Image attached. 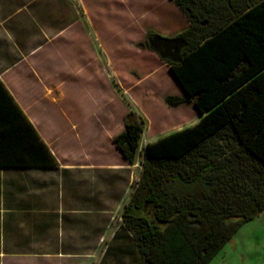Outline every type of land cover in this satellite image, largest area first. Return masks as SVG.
Listing matches in <instances>:
<instances>
[{
  "label": "trees",
  "instance_id": "obj_1",
  "mask_svg": "<svg viewBox=\"0 0 264 264\" xmlns=\"http://www.w3.org/2000/svg\"><path fill=\"white\" fill-rule=\"evenodd\" d=\"M188 27L148 30L155 53L182 87L169 106L191 104L192 125L146 143L120 214L148 264H208L239 227L264 210V0H173ZM143 120L128 113L112 139L133 165ZM58 162L0 80V168Z\"/></svg>",
  "mask_w": 264,
  "mask_h": 264
},
{
  "label": "crops",
  "instance_id": "obj_2",
  "mask_svg": "<svg viewBox=\"0 0 264 264\" xmlns=\"http://www.w3.org/2000/svg\"><path fill=\"white\" fill-rule=\"evenodd\" d=\"M92 26L83 0H0V80L58 162L0 168V264H148L128 232L117 234L111 222L122 172L41 129L40 103L49 99L45 91L58 90L62 73L58 67L52 78L31 60L45 46L88 37ZM127 166L119 170L129 176Z\"/></svg>",
  "mask_w": 264,
  "mask_h": 264
},
{
  "label": "rangeland",
  "instance_id": "obj_3",
  "mask_svg": "<svg viewBox=\"0 0 264 264\" xmlns=\"http://www.w3.org/2000/svg\"><path fill=\"white\" fill-rule=\"evenodd\" d=\"M83 2L93 24V28L86 27L88 37L45 46L31 60L52 78L58 67L62 73L58 90L45 91L49 99L40 103L46 113L39 114V119L47 135L68 139L74 150L82 145L93 154L95 164L107 162L122 172L115 181L117 205L111 222H115L112 227L117 234L125 235L119 216L140 174L139 150L199 118L191 104L165 103L166 97L184 96V92L168 66L138 45L148 30L172 37L187 22L168 0ZM129 112L143 120L144 130L133 165L123 167L130 169L127 176L119 170L126 162L114 149L111 137L123 129V119ZM93 128L98 130L92 134ZM103 128L107 132H102ZM118 190H123L121 198ZM208 264H264V210L242 224Z\"/></svg>",
  "mask_w": 264,
  "mask_h": 264
},
{
  "label": "water",
  "instance_id": "obj_4",
  "mask_svg": "<svg viewBox=\"0 0 264 264\" xmlns=\"http://www.w3.org/2000/svg\"><path fill=\"white\" fill-rule=\"evenodd\" d=\"M173 76V75H172ZM174 77V76H173ZM175 79V78H174ZM176 80V79H175ZM177 82V81H176ZM178 83V82H177ZM178 85H179V83H178ZM180 86V85H179ZM181 87V86H180ZM181 89H182V87H181ZM182 91H183V89H182ZM184 92V91H183Z\"/></svg>",
  "mask_w": 264,
  "mask_h": 264
}]
</instances>
